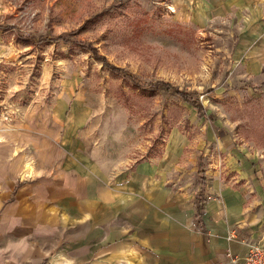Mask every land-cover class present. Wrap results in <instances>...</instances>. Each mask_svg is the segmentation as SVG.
<instances>
[{
	"label": "rangeland",
	"instance_id": "374dc122",
	"mask_svg": "<svg viewBox=\"0 0 264 264\" xmlns=\"http://www.w3.org/2000/svg\"><path fill=\"white\" fill-rule=\"evenodd\" d=\"M42 137L115 195L128 181L109 226L83 225L48 264H151L134 234L139 163L158 168L144 215L170 218L221 179L264 229V0H0V154L25 173Z\"/></svg>",
	"mask_w": 264,
	"mask_h": 264
},
{
	"label": "crops",
	"instance_id": "0c3cea01",
	"mask_svg": "<svg viewBox=\"0 0 264 264\" xmlns=\"http://www.w3.org/2000/svg\"><path fill=\"white\" fill-rule=\"evenodd\" d=\"M47 144L45 137L36 143V164H24L21 171L25 173L16 168L13 151L0 154V264H48L54 255L62 254L67 239L78 241L80 227L92 232L100 225L109 226L110 203L116 200L113 196L128 198L127 179L124 185L119 183L115 195L110 181L87 169L95 163L87 166L83 159L61 151L56 142L49 150ZM141 166L139 163L130 175L140 213L134 234L144 248L141 256H149L151 264H231L229 257L241 259L249 242L264 244L263 226L256 229L247 217L233 181L200 183L194 200L180 204L185 212H180V205H172L170 218L159 219L156 209L144 215V205L158 202L159 184L158 168ZM199 196L204 198L200 203ZM97 211L102 222L96 219ZM102 239H110V227ZM88 240L93 248L95 236ZM119 246H127L126 237L119 240Z\"/></svg>",
	"mask_w": 264,
	"mask_h": 264
},
{
	"label": "built area",
	"instance_id": "2783aa9c",
	"mask_svg": "<svg viewBox=\"0 0 264 264\" xmlns=\"http://www.w3.org/2000/svg\"><path fill=\"white\" fill-rule=\"evenodd\" d=\"M229 259L231 264H264V244L249 242L241 259L236 256H230Z\"/></svg>",
	"mask_w": 264,
	"mask_h": 264
},
{
	"label": "trees",
	"instance_id": "16d2710c",
	"mask_svg": "<svg viewBox=\"0 0 264 264\" xmlns=\"http://www.w3.org/2000/svg\"><path fill=\"white\" fill-rule=\"evenodd\" d=\"M158 84H160V86L161 87H165V88H168V85H167V83H164V82H159ZM185 100H187V99H185ZM196 106H197V108H198V111H199V116H201V114H202V112H203V109H202V107H201V105L199 104V103H197L196 104ZM205 183V182H204ZM204 183H201V184H204ZM204 198H203V196H199V197H197V200L199 201V203L203 200ZM200 205H198L197 206V212H196V217H198L199 216V211H200Z\"/></svg>",
	"mask_w": 264,
	"mask_h": 264
},
{
	"label": "bare ground",
	"instance_id": "6f19581e",
	"mask_svg": "<svg viewBox=\"0 0 264 264\" xmlns=\"http://www.w3.org/2000/svg\"><path fill=\"white\" fill-rule=\"evenodd\" d=\"M28 167H29V166H28ZM27 174H29V172H28Z\"/></svg>",
	"mask_w": 264,
	"mask_h": 264
}]
</instances>
